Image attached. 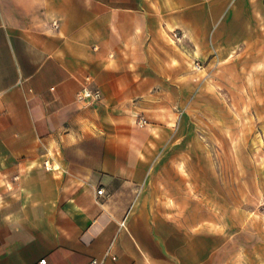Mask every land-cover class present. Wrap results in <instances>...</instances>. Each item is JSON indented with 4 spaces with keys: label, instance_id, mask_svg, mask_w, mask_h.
<instances>
[{
    "label": "crops",
    "instance_id": "0c3cea01",
    "mask_svg": "<svg viewBox=\"0 0 264 264\" xmlns=\"http://www.w3.org/2000/svg\"><path fill=\"white\" fill-rule=\"evenodd\" d=\"M219 14L198 0H0V264H236L204 216L190 227L171 212L172 156L157 149L170 124L149 111L179 67L158 38L176 28L182 49L213 52L230 34ZM83 87L98 99L80 102Z\"/></svg>",
    "mask_w": 264,
    "mask_h": 264
},
{
    "label": "rangeland",
    "instance_id": "374dc122",
    "mask_svg": "<svg viewBox=\"0 0 264 264\" xmlns=\"http://www.w3.org/2000/svg\"><path fill=\"white\" fill-rule=\"evenodd\" d=\"M198 1L220 10L213 28L227 20L230 34L216 39L210 53L182 49L176 28L158 38V47L172 52L179 66L168 78L172 89L150 95L161 104L149 110L161 112L170 124L157 149L172 156L171 212L187 213L190 227L204 216L201 225L220 238L213 248H225L222 260L229 259L230 241L236 264H264V0ZM239 5L241 19L230 21L231 9ZM126 113L136 127L150 123L143 112ZM140 115L147 124L139 125ZM180 197L188 203L180 206Z\"/></svg>",
    "mask_w": 264,
    "mask_h": 264
},
{
    "label": "built area",
    "instance_id": "2783aa9c",
    "mask_svg": "<svg viewBox=\"0 0 264 264\" xmlns=\"http://www.w3.org/2000/svg\"><path fill=\"white\" fill-rule=\"evenodd\" d=\"M54 24H55V26H58V24L56 22H54ZM98 97H99V94L96 93V92H93L92 89L89 88V87H83V89L77 95V99L80 102L96 101L98 99ZM137 121H138L139 125H145V124L148 123V119L145 116H143V115H140L137 118ZM44 166H45L46 169H54V168H56V166L52 163L50 158H46L44 160ZM103 191H104L103 187H100L97 190L98 194H102ZM45 262H46V258H41L40 259V263H45ZM86 264H102V260L97 258V257H94Z\"/></svg>",
    "mask_w": 264,
    "mask_h": 264
}]
</instances>
